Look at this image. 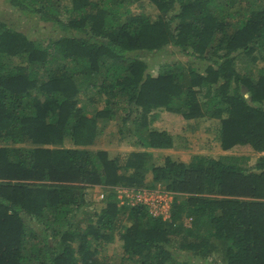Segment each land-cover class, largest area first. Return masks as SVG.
<instances>
[{"label": "trees", "instance_id": "16d2710c", "mask_svg": "<svg viewBox=\"0 0 264 264\" xmlns=\"http://www.w3.org/2000/svg\"><path fill=\"white\" fill-rule=\"evenodd\" d=\"M135 4L156 14L130 15ZM3 5L45 37L0 22V264H115L97 255L116 234L119 264H264V158L252 168L232 155L153 164L150 150L171 149L174 137L148 118L165 111L216 120L222 152H264V0ZM169 46L199 68L173 61L153 77L146 57ZM117 116L141 151L122 160L61 146L67 138L88 145L96 120ZM156 186L172 196L166 219L144 205H117V191ZM89 188L105 198L94 223Z\"/></svg>", "mask_w": 264, "mask_h": 264}, {"label": "rangeland", "instance_id": "374dc122", "mask_svg": "<svg viewBox=\"0 0 264 264\" xmlns=\"http://www.w3.org/2000/svg\"><path fill=\"white\" fill-rule=\"evenodd\" d=\"M4 0H0V22L13 28L18 32H22L31 39H43L45 37V32L43 27L34 26L32 21L28 20L24 16L19 15L11 8L3 5ZM130 15L145 13L149 16H154L156 11L149 6H138L137 4L130 6ZM47 34V33H46ZM152 57H154L152 59ZM147 66L148 72L157 76V68L160 64L171 63L173 61H178L183 63L185 67H193L195 69L199 68V63L197 60L192 59L191 57H185L180 55L177 52L176 48L165 47L160 53H157L156 57L148 55ZM263 66V63L257 62V64L252 65V68ZM97 102L95 105H92V108L99 110L102 107L103 99L102 97L97 96ZM84 101V96H79V102ZM88 107V104H87ZM91 108L90 106L88 107ZM92 115V114H90ZM120 116L114 117L111 120L99 121L96 120L95 133L92 141L88 145L83 146H74L71 139L67 138L63 141L61 146L68 149H79V150H88V151H105L109 158L119 157L124 160L125 156L131 152H139L141 148L135 146L128 137L127 134V125H123L119 119ZM150 126L153 129L165 131L168 134L174 137V147L171 149L165 150H150L151 162L153 164L159 165L163 158L170 157L174 160L180 161L182 163H187L194 156H212L217 157L219 155H232L237 157L242 166L252 168L258 162L259 159L264 158V152L258 153L254 152L249 146H240L232 150L222 152L218 146L216 139V120H185L181 115L171 114L163 111H159L157 114L155 112V117L151 120L148 116ZM129 125V124H128ZM126 126V127H125ZM27 146V145H26ZM25 146V147H26ZM148 175V180H149ZM158 188L157 186L155 187ZM100 190L87 189L84 190V202L88 203L89 206L85 207V212L90 211L92 214L93 223L97 220V217L94 216V213H97L101 207L102 201H105V198L100 200L99 194ZM118 199V198H117ZM119 207L126 205L120 202H117ZM129 207H131L129 205ZM87 214H79L78 220L86 218ZM123 224H128L123 222ZM177 240V246L179 240ZM176 242V241H175ZM174 244V243H173ZM77 243L72 244V248L76 249ZM122 242L118 234L115 235L113 242L102 245L99 249L97 258L102 262L117 263L119 264L122 257ZM222 251L219 249L217 252L213 253V258L216 262L221 261Z\"/></svg>", "mask_w": 264, "mask_h": 264}, {"label": "built area", "instance_id": "2783aa9c", "mask_svg": "<svg viewBox=\"0 0 264 264\" xmlns=\"http://www.w3.org/2000/svg\"><path fill=\"white\" fill-rule=\"evenodd\" d=\"M264 155V154H263ZM152 190L141 189L135 190H120L117 191L116 198L121 203H125L131 207L144 205L152 216L161 215L163 218L168 217L169 202H171V195L157 186ZM100 200L104 198V193L99 194Z\"/></svg>", "mask_w": 264, "mask_h": 264}]
</instances>
